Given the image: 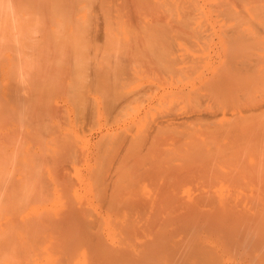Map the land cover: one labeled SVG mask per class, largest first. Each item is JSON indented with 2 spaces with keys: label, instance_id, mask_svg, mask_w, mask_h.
I'll return each instance as SVG.
<instances>
[{
  "label": "bare ground",
  "instance_id": "obj_1",
  "mask_svg": "<svg viewBox=\"0 0 264 264\" xmlns=\"http://www.w3.org/2000/svg\"><path fill=\"white\" fill-rule=\"evenodd\" d=\"M21 5L0 264H264V0Z\"/></svg>",
  "mask_w": 264,
  "mask_h": 264
},
{
  "label": "rangeland",
  "instance_id": "obj_2",
  "mask_svg": "<svg viewBox=\"0 0 264 264\" xmlns=\"http://www.w3.org/2000/svg\"><path fill=\"white\" fill-rule=\"evenodd\" d=\"M1 1H4V0H1ZM1 1H0V7H1V3H3V2H1ZM5 1H6V0H5ZM5 1H4V2H5ZM13 1H15V0H13ZM16 1H17V3H12V4H14V6H13V5H12V6L15 7V4L18 5V6H16V8H14V9L11 8V9L14 10V12L16 11L15 9H17V12L15 13V15H16L18 12H21V10H19V8L23 7V6L21 5V4L23 3V0H16ZM16 1H15V2H16ZM20 1H21V2H20ZM7 2H8V1H7ZM8 3H9V2H8ZM4 4H6V2H5ZM4 4H3L2 6H4ZM10 4H11V3H10ZM10 4H7L8 7H9ZM20 5H21V6H20ZM4 7H6V5H5ZM2 9H5V10H6V8H2ZM7 9H10V8H7ZM5 10H4L3 12H5ZM13 10H12V11H13ZM18 10H19V11H18ZM22 10H23V8H22ZM1 11H2V10H0V12H1ZM8 11H9V10H8ZM8 11L5 12V13H3L4 15L6 14V19H8V20L5 19V16H4V15H3L4 18L1 20L2 12H1V15H0V21H1V22H0V25H1V23H3V25H2L3 27H6L8 21H10V20H11L12 23H14V22H13V16H14L13 14H14V13H13L12 11H9V12H8ZM10 12L13 13V14L11 13V14H12V19H11ZM8 13H9V15H7ZM18 14H20V13H18ZM14 18H15L16 20L18 19V18H16V17H14ZM4 19H5V20H4ZM9 19H10V20H9ZM16 20H15V21H16ZM6 21H7V22H6ZM17 21H19V19H18ZM17 21H16V25L19 24ZM12 23H9V25L12 24ZM12 25H13V26L10 25L11 28L14 29V26H15V28H16L17 31H19V29H21L20 27H19V28L17 27L18 25H17V26H16L15 24H12ZM2 26H0V27L2 28ZM8 27H9V26H8ZM8 27L4 28L5 30H4L3 28H2V30H1V28H0V33H1L3 30L5 31V33L3 32V35H0V38H6L7 35L9 36V32L12 33V30H13V29H10V27H9V29H8ZM17 28H18V29H17ZM6 29L11 30V31H8V30H7V31H8V32H7ZM22 29H23V28H22ZM22 29H21V30H22ZM28 29H31V28H28ZM32 29H33V28H32ZM35 29H37V28H35ZM38 29L40 30V28H38ZM43 29H45V28H43ZM16 30H14V32H16ZM23 31H24V29L22 30V33H21V32H20V33H19V32H16V33H18V34H20V35H21V34L24 35L25 33H23ZM14 32L11 34V36H12L13 34L16 35V33H14ZM39 32H40V31H39ZM41 32H42V31H41ZM7 33H8V34H7ZM1 34H2V33H1ZM4 34H7V35H4ZM15 35H13V36H15ZM20 35H18V36L16 35V36L13 37V38L15 39L16 37H17V38L19 37V40H17V41L21 42L22 39H21ZM36 35L39 37V36H40V33H38V34H36ZM2 36H3V37H2ZM5 36H6V37H5ZM9 37H10V36H9ZM17 38H16V39H17ZM9 39H10V38H9ZM9 39H8V37H7L8 42H7V40H6V42H5V41L3 42V40H5V39H2V41H1V43L3 42L4 46L7 45V46H6V49H5L4 46H2V47L0 46V47H1V48H0V51H1V54H0V101H1V102H0V107L2 106V109L0 108V109H1V110H0V112H1V113H0V114H1V115H0V117H1V118H0V121H2V122H0V123L2 124V125L0 124V125H1V126H0V127H1V128H0V131H1L2 129H4V127L6 128V126H7V127L9 126L10 129H11V127L14 128V126H15V128H14L13 130H15L16 128H17L18 130H17V132H16V137H14V136H15V135H14V136H12L13 138H11V140L13 141V139H17V138L19 137L20 132H21V131H20L21 128L19 129L18 126H20V124L22 123V122L19 123V120H20V119H19V120H16L15 117L17 118V116H21V115H22V116L20 117V118H22V117L24 116V113L21 114V112L24 111V110L26 109L25 107H27V106L25 105V102H26V100H28V98H30V97H26V96H25V93H24V86L21 85V81L19 82V79H16V81L18 80V85L15 84V83H17L16 81H15V82L13 81V80H14L13 77H16L15 74H13L14 76H11V77H10V75L13 73V72H11V71L14 70V69H13L14 67H11V66L14 65L13 63H15V62L17 61V60L14 58L15 55H13V54H16V52H17V50H18L17 47H19L20 44H19V42H17L19 45H16V43H15L16 40H13V42L15 41V42L13 43V42H11ZM37 39H38V38H37ZM11 40H12V39H11ZM1 43H0V45H1ZM7 43H8V44L11 43L12 45L8 46ZM21 43H22V42H21ZM13 44H14V46H15V45L17 46V47L15 46L16 51H14L15 49H14V47H13ZM3 47H4V48H3ZM7 47H8V48H7ZM10 47H13V48H10ZM2 48H3V50L5 49V51H4V53H3V56L6 55L7 57H6V56H5V57L2 56V52H3ZM9 49H10V50H13V49H14V50H13L14 53L11 52ZM20 49H21V46L19 47V50H20ZM8 50H9V52H8ZM19 50H18V51H19ZM21 52H22V51H21ZM5 53H7L8 55L5 54ZM9 53H10V54H9ZM19 53H20V51L17 52V55H18V57H16V58H18V61H17V62H19V61H20L19 59H21V58H19V57H21V53H20V56H19ZM10 55H12V57L14 56V57H13L14 59L12 58V59L14 60L13 62H12L11 59H9V58H11ZM1 57H2L3 59H2ZM8 57H9V58H8ZM5 58H6V59H5ZM7 60H9L10 63H9ZM5 63H6V66H5ZM20 63H21V61H20ZM9 64H11V65H9ZM16 64L19 65L18 63H15V66H16ZM8 66H10V67H8ZM19 66H21V65H19ZM9 68H10V69H9ZM8 69L11 70V71H9ZM12 69H13V70H12ZM16 69L18 70V73H19L20 70H22L21 67L18 68L17 66H16ZM19 69H20V70H19ZM17 70H16V71H17ZM4 71H5V72H4ZM8 72H9V73H8ZM14 72H15V70H14ZM10 73H11V74H10ZM15 73H16V72H15ZM18 73H17V74H18ZM8 74H9V75H8ZM17 74H16V75H17ZM19 75H21V73H20ZM19 75H18V77H19ZM11 78H12V79H11ZM11 82H14V84L11 83ZM9 83H11V84H9ZM19 83H20V84H19ZM7 84H8L9 86H8ZM12 85H14V86H12ZM20 85H21V86H20ZM10 86H12L13 88H16L17 91H14L12 87L9 88ZM19 87H22L23 91H22L21 88L19 89ZM8 88H9V89H8ZM11 89H12V90H11ZM16 89H15V90H16ZM6 90H7V91H6ZM20 90H21V91H20ZM8 91H9V93L14 92V93H12V94H14V95L7 93ZM15 93H16V94H15ZM17 93H18V94H17ZM8 94H9V95H8ZM22 94H23V95H22ZM5 95H7V96H5ZM10 95H12V96H14V97L12 98V96H10ZM52 97H53V99H55L54 96H51L50 98L52 99ZM1 98H2V99H1ZM24 98H26V100H25ZM51 99H50V100H51ZM23 100H24L25 102H24ZM4 102H5V103H4ZM21 102H22V104H23V102H24L23 105H25L24 108H22V109L20 108V107H23V105H21ZM61 103H62V102H61ZM4 104L7 106L6 108H5ZM11 104H12V105L14 104V105H15V108L13 107V108L11 109V107H12V106H10ZM14 105H13V106H14ZM8 106H10V109L7 111V113H8L9 116H10V118L8 117L9 119L7 118L8 114L4 117V115H5V113H6V112H4V111L7 110V108H9ZM17 106H20V107H18V108L20 109V113L18 112L19 110H17V109H18ZM4 108H5V109H4ZM14 110H17V113H19V115H18L17 113H16V114L13 113V114H15L16 116H15V117H14V116H11V115H12V114H11L12 112L10 113V111H14ZM21 110H22V111H21ZM2 113H3V114H2ZM10 114H11V115H10ZM2 116H3V117H2ZM12 117H13V119H15L16 121L14 120V121L12 122V120H13ZM2 118H3V119H2ZM6 118H7V119H6ZM18 118H19V117H18ZM10 119H11V121L9 122L8 120H10ZM6 120H7V122H6ZM21 120L23 121V119H21ZM17 121H18V122H17ZM8 122H9V123H8ZM13 123H14V124H13ZM3 124H4L5 126H3ZM8 124H9V125H8ZM12 124H13V125H12ZM15 124L17 125V127H16ZM2 126H3V127H2ZM20 127H21V126H20ZM9 128L6 129V132L8 131V133H9V131H11ZM96 129H97V130H96ZM93 130H94L95 133L93 132ZM99 130H100V131H99ZM2 131L5 133V136L7 137L8 134L5 132V129L2 130ZM15 131H16V130H15ZM15 131H14V134H15ZM91 132H92V133H91ZM0 133H1V132H0ZM4 133H3V134L1 133L2 135L0 134V136H1L0 138H2V136L4 135ZM10 133L12 134V131H11ZM10 133H9V134H10ZM87 133H88V134H86L87 138H89L90 141H92V139H93V141H95V140H97V138H98L99 135L101 134V129H100V128H93L91 131H88ZM11 134L9 135L10 137H11ZM18 134H19V135H18ZM95 134H96V135H95ZM17 135H18V136H17ZM90 135H93V136H90ZM6 137L3 138L4 140H3V139H0V141H2V140H3V141H7V140L9 141L10 139H7V140H6ZM7 138H9V137H7ZM91 138H92V139H91ZM94 138H95V139H94Z\"/></svg>",
  "mask_w": 264,
  "mask_h": 264
}]
</instances>
